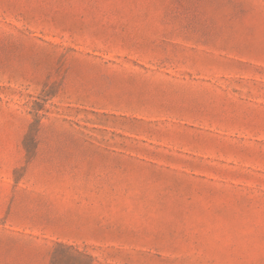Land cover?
<instances>
[{
    "label": "rangeland",
    "instance_id": "1",
    "mask_svg": "<svg viewBox=\"0 0 264 264\" xmlns=\"http://www.w3.org/2000/svg\"><path fill=\"white\" fill-rule=\"evenodd\" d=\"M0 264H264V0H0Z\"/></svg>",
    "mask_w": 264,
    "mask_h": 264
}]
</instances>
